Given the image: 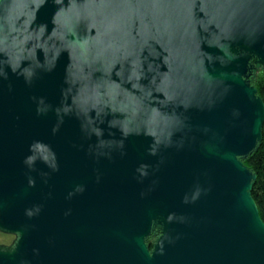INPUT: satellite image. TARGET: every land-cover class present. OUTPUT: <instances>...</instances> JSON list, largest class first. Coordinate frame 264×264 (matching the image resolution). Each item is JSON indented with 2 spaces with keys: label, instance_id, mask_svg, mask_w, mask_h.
<instances>
[{
  "label": "water",
  "instance_id": "1",
  "mask_svg": "<svg viewBox=\"0 0 264 264\" xmlns=\"http://www.w3.org/2000/svg\"><path fill=\"white\" fill-rule=\"evenodd\" d=\"M252 55L264 0H0V264H264Z\"/></svg>",
  "mask_w": 264,
  "mask_h": 264
},
{
  "label": "trees",
  "instance_id": "2",
  "mask_svg": "<svg viewBox=\"0 0 264 264\" xmlns=\"http://www.w3.org/2000/svg\"><path fill=\"white\" fill-rule=\"evenodd\" d=\"M248 71L245 79L247 82L256 88V94L264 103V66L258 62L257 57L252 55L248 63ZM242 163L255 176L252 179L250 189L251 196L257 206L258 213L264 222V119L261 128V139L257 142L256 147L244 156H239ZM159 231L153 229L146 238V244L149 249L159 236Z\"/></svg>",
  "mask_w": 264,
  "mask_h": 264
},
{
  "label": "rangeland",
  "instance_id": "3",
  "mask_svg": "<svg viewBox=\"0 0 264 264\" xmlns=\"http://www.w3.org/2000/svg\"><path fill=\"white\" fill-rule=\"evenodd\" d=\"M16 238L14 233H6L0 227V248H9L13 244V240Z\"/></svg>",
  "mask_w": 264,
  "mask_h": 264
},
{
  "label": "crops",
  "instance_id": "4",
  "mask_svg": "<svg viewBox=\"0 0 264 264\" xmlns=\"http://www.w3.org/2000/svg\"><path fill=\"white\" fill-rule=\"evenodd\" d=\"M15 240V239H14ZM14 240L12 242H14Z\"/></svg>",
  "mask_w": 264,
  "mask_h": 264
},
{
  "label": "bare ground",
  "instance_id": "5",
  "mask_svg": "<svg viewBox=\"0 0 264 264\" xmlns=\"http://www.w3.org/2000/svg\"><path fill=\"white\" fill-rule=\"evenodd\" d=\"M249 203V202H248Z\"/></svg>",
  "mask_w": 264,
  "mask_h": 264
}]
</instances>
